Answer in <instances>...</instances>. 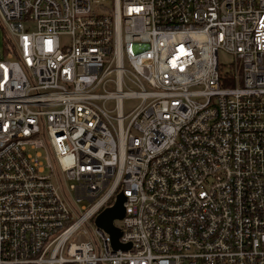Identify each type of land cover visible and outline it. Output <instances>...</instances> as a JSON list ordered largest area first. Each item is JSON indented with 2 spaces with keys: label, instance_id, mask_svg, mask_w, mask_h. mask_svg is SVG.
<instances>
[{
  "label": "built area",
  "instance_id": "2783aa9c",
  "mask_svg": "<svg viewBox=\"0 0 264 264\" xmlns=\"http://www.w3.org/2000/svg\"><path fill=\"white\" fill-rule=\"evenodd\" d=\"M0 24V264H264V0H0Z\"/></svg>",
  "mask_w": 264,
  "mask_h": 264
},
{
  "label": "water",
  "instance_id": "95a60500",
  "mask_svg": "<svg viewBox=\"0 0 264 264\" xmlns=\"http://www.w3.org/2000/svg\"><path fill=\"white\" fill-rule=\"evenodd\" d=\"M125 200V195H123L121 191L118 192L113 205L102 209V212L94 218V224L109 235L111 246L114 251L118 249L127 250L130 247L129 244H122L119 241L118 238L121 233L120 228L113 224V221L120 220L124 217Z\"/></svg>",
  "mask_w": 264,
  "mask_h": 264
},
{
  "label": "rangeland",
  "instance_id": "374dc122",
  "mask_svg": "<svg viewBox=\"0 0 264 264\" xmlns=\"http://www.w3.org/2000/svg\"><path fill=\"white\" fill-rule=\"evenodd\" d=\"M25 29L27 31H33L35 30V25L34 23L30 22V23H25ZM8 37L4 26H2L0 24V58H4L5 57V53L7 52V50L9 51V49H11V46L9 44V46L7 47L5 42H6V38ZM66 41V39L64 40ZM218 62H220V68L222 71H228V69L230 68V63L232 60V56L230 53H226L224 50H219L218 54ZM140 103V100L138 98H127L126 100L123 101L122 104V109L124 110V114H127L130 110L133 109V107H135L136 105H138ZM65 183V182H64ZM65 187H68L69 182H66ZM80 204H77V209H79ZM115 225H120V221L117 220L115 221ZM83 230H85L86 232V236H91V234H93V230H94V226L91 224H88L86 226L81 227ZM83 237V236H82Z\"/></svg>",
  "mask_w": 264,
  "mask_h": 264
},
{
  "label": "trees",
  "instance_id": "16d2710c",
  "mask_svg": "<svg viewBox=\"0 0 264 264\" xmlns=\"http://www.w3.org/2000/svg\"><path fill=\"white\" fill-rule=\"evenodd\" d=\"M6 40V42H5V44H6V46L8 47L9 46V41L7 40V38L5 39ZM10 50V49H9ZM8 51V50H7ZM222 71V70H221ZM229 73H230V70L228 69V71H222V74H224L225 76H228L229 75Z\"/></svg>",
  "mask_w": 264,
  "mask_h": 264
}]
</instances>
